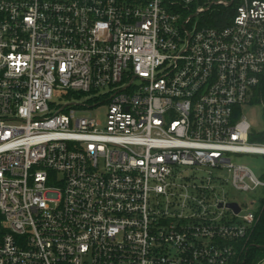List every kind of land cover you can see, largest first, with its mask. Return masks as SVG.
Wrapping results in <instances>:
<instances>
[{"label": "built area", "instance_id": "built-area-1", "mask_svg": "<svg viewBox=\"0 0 264 264\" xmlns=\"http://www.w3.org/2000/svg\"><path fill=\"white\" fill-rule=\"evenodd\" d=\"M263 73L264 0H0V264H231Z\"/></svg>", "mask_w": 264, "mask_h": 264}, {"label": "trees", "instance_id": "trees-1", "mask_svg": "<svg viewBox=\"0 0 264 264\" xmlns=\"http://www.w3.org/2000/svg\"><path fill=\"white\" fill-rule=\"evenodd\" d=\"M203 2L204 0H199ZM229 8L211 5L202 13L201 21L205 25L220 26L227 23V13ZM251 104L261 105L264 111V73L259 84L254 88ZM238 117V115H237ZM249 140L252 142L264 141V130L256 131L252 129L249 133ZM264 179V173L261 175ZM260 195V209L254 227L245 241L243 250L241 245H237V252L231 260V264H258L264 258V189Z\"/></svg>", "mask_w": 264, "mask_h": 264}, {"label": "rangeland", "instance_id": "rangeland-1", "mask_svg": "<svg viewBox=\"0 0 264 264\" xmlns=\"http://www.w3.org/2000/svg\"><path fill=\"white\" fill-rule=\"evenodd\" d=\"M202 14H199L197 18H201ZM82 101L88 103L89 105H92L90 107H84L81 106L77 110L78 116H88V117H94L102 120L103 122L106 121V113H107V103L101 102L95 105V101L89 100V97L83 96ZM74 100L73 97H69L68 95H61L60 93L54 94V104L55 105H62L65 102ZM242 113L246 116L248 122L252 126V128L256 131H262L264 130V111L263 107L261 105H255L251 103H246L242 106ZM233 159L237 162L243 163L245 165L250 166L257 175L261 176L264 173V155L261 154H234ZM262 190H260L259 193H253L252 198L259 199L260 195H262ZM248 196L245 193L235 192L233 190H230L229 193L224 196V198L228 200H240L241 197ZM258 264H264V258L258 263Z\"/></svg>", "mask_w": 264, "mask_h": 264}, {"label": "water", "instance_id": "water-1", "mask_svg": "<svg viewBox=\"0 0 264 264\" xmlns=\"http://www.w3.org/2000/svg\"><path fill=\"white\" fill-rule=\"evenodd\" d=\"M195 15H196V13H195ZM227 205L231 208H234L235 211H239V206L236 202H229Z\"/></svg>", "mask_w": 264, "mask_h": 264}]
</instances>
